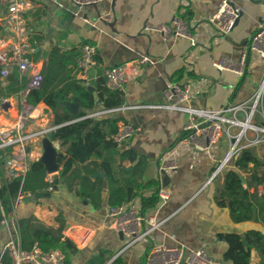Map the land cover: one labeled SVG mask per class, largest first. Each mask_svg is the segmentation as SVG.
Listing matches in <instances>:
<instances>
[{
	"label": "crops",
	"instance_id": "1",
	"mask_svg": "<svg viewBox=\"0 0 264 264\" xmlns=\"http://www.w3.org/2000/svg\"><path fill=\"white\" fill-rule=\"evenodd\" d=\"M27 1L29 8L24 15V24L30 31L29 39L34 48L32 58L42 71L55 47L63 51L79 48L81 52L85 43L96 46V64L88 72L89 86H84L96 97L95 114L104 110L97 96L99 87L104 85L105 70L126 65L128 76L122 88L121 106L112 113L93 118L118 117L120 121L139 128L132 138L120 144V148L132 149L145 156L148 162L144 179H159L169 189L170 198L148 210L156 222H162L151 232L148 241L141 240L128 247L127 239L113 227L107 184L103 188L101 207L95 209L70 193L64 180L59 178L55 190L37 196L22 195L15 208L13 225H16L19 214H33L48 225H56V218L62 215L65 219L63 233L73 242L83 227L90 228L91 239L84 247H77L78 251L71 256V264H87L101 251L104 252V264H110L117 257L122 258L123 264H145L154 245L180 247L185 250V255L190 250L203 248L213 264H231L224 259L227 243L223 234L236 232L243 235L250 229L264 231V227L255 221L233 222L228 207L217 203L222 176L208 186L205 183L215 166L211 153L215 158L221 157L227 148L226 141L205 150L181 144L185 136L186 115L163 107L167 103L165 88L169 83H189L192 104L208 109L248 99L264 76V60L249 53L245 75L219 70L214 61L227 56L235 63L242 52L249 50L256 31L262 29L264 37V0H234L241 6V13L232 31L224 38L217 34L215 24L210 22L220 0H104L98 5L83 7L70 0ZM5 15L6 5L0 1V21ZM175 16L183 17L190 24L198 42L195 47L189 38L172 35L164 40L160 33L144 29L149 24L169 22ZM144 56L152 63H140ZM72 67H63L61 78L67 76ZM72 75L79 82L77 66H74ZM55 84L63 83L56 79ZM69 102L78 106L76 113L87 112L80 103ZM42 103L46 113L26 122V129L53 125L54 112ZM5 104L9 106L3 107V124L18 123L15 102ZM60 105L69 110L63 103ZM43 139L38 143L42 152ZM256 151L263 154L264 147ZM59 152L64 155L61 148ZM173 154L178 158V168L161 172L162 161ZM118 165L127 163L119 162ZM259 191L264 193V185ZM25 196L30 199L26 201ZM5 203L9 204L8 201ZM9 237V231L1 226L0 255ZM251 260L255 264L259 261L255 249L251 251ZM182 264L187 263L183 260Z\"/></svg>",
	"mask_w": 264,
	"mask_h": 264
},
{
	"label": "built area",
	"instance_id": "2",
	"mask_svg": "<svg viewBox=\"0 0 264 264\" xmlns=\"http://www.w3.org/2000/svg\"><path fill=\"white\" fill-rule=\"evenodd\" d=\"M6 5V15L1 19L2 29L0 31V78L6 83L7 79L16 75L20 88L12 97L0 98V149L7 150L4 167L11 177L23 178L34 161H39L42 156L39 141L53 133L57 125L46 126L40 129L28 130L25 123L35 120L45 112L42 102L31 104L28 100L29 93L42 85L43 71L38 62L33 60L34 48L30 42V31L24 24V15L29 8L27 0H0ZM79 7L87 5H98L104 0H70ZM241 13V6L234 0H220L217 11L210 18L215 24L216 32L224 38L232 31ZM109 18V17H106ZM146 31H155L162 35L164 40L170 36L189 38L191 45L195 47L198 42L193 37L190 24L181 16H175L169 22L156 25H146ZM249 53L264 60V37L263 30L256 31L250 42L249 50L240 54L239 60L233 62L227 56H222L214 61V66L219 70H232L239 75H245ZM96 46L85 43L81 47L78 58L79 82L88 87V72L96 64ZM140 63H152L150 58H140ZM126 65H117L107 68L104 72V85L111 89H122L127 81ZM167 103L166 109L180 111L186 115L183 127L185 133L181 144L192 145L195 149L205 150L212 145L226 141V151L221 157L215 159V166L208 176L205 186L215 182L223 176L225 170L231 166L243 150L249 148L264 147V76L257 85L254 93L241 102L230 101L218 109H208L192 104V88L189 83H169L165 88ZM16 104L19 122L14 125L5 126L2 121L4 104ZM118 108L104 109L101 112L89 116L106 115L116 111ZM138 127L124 121L118 123V130L111 139L118 144L132 138ZM53 146L60 151L58 140L51 139ZM178 158L173 154L165 158L160 171L167 172L178 168ZM53 183L52 174L47 178ZM1 186V181H0ZM52 186L48 188L49 191ZM158 207L170 198L167 186L160 183L158 188ZM22 200L19 196L10 206L8 211L1 207L3 218L1 226L6 228L10 237L3 247L7 252L12 264H67V256L61 249L43 251L36 244L30 250L23 249L20 245L16 225H13L15 208ZM109 213L113 217L114 229L122 233L127 239L126 247L138 241H148L150 234L162 222H156L141 207L139 200L130 201L118 207H109ZM92 237V230L83 227L74 237L77 247H84ZM213 264L203 248L190 250L185 255V250L180 247L166 245H154L147 254L145 264Z\"/></svg>",
	"mask_w": 264,
	"mask_h": 264
},
{
	"label": "trees",
	"instance_id": "3",
	"mask_svg": "<svg viewBox=\"0 0 264 264\" xmlns=\"http://www.w3.org/2000/svg\"><path fill=\"white\" fill-rule=\"evenodd\" d=\"M79 56V48L68 51L53 48L43 71L41 87L28 95L31 104L44 102L54 112L53 125L58 127L52 139L59 141L64 153L63 157L58 158L59 178L64 180L70 193L95 209L101 207L103 188L107 184L109 207L139 200L144 211L151 210L158 205L161 182L159 179H144L148 162L145 156L132 149L121 150L120 144L111 139L118 130L120 118L104 116L94 120L93 116H89L97 112L96 97L72 75ZM71 65L73 67L68 69V75L61 78L63 67ZM56 79L63 84L53 85ZM67 79L69 81L66 82ZM18 89L16 75L10 76L6 83L0 78V97L13 95ZM97 97L104 109H113L121 106L123 90L103 85L99 87ZM64 101L78 102L87 112L71 113L60 105ZM8 152L9 149H0V222L3 218L1 207L8 211L9 205L21 195L37 196L49 192L50 186L54 188V184L47 179L45 165L40 161L32 162L23 178L11 177L4 167ZM119 162L128 166H119ZM231 165L222 176L217 203L221 207H228L233 222L255 221L264 227V193L259 191V187L264 185V153L258 154L255 148L245 149ZM64 227L62 215L56 218V225H48L33 214H19L16 221L17 235L23 249L30 250L35 244L43 251L61 249L67 256V264H71V256L78 248L64 235ZM223 239L227 243L224 252L226 261L251 264V251L255 249L259 255L257 264H264V231L261 229H250L243 235L228 232L223 234ZM102 255L103 251L87 264H104ZM0 264H12L7 252L0 255ZM110 264H123V260L117 257Z\"/></svg>",
	"mask_w": 264,
	"mask_h": 264
},
{
	"label": "water",
	"instance_id": "4",
	"mask_svg": "<svg viewBox=\"0 0 264 264\" xmlns=\"http://www.w3.org/2000/svg\"><path fill=\"white\" fill-rule=\"evenodd\" d=\"M64 105H66L70 111H73L74 114H77L78 106L71 104L69 101L61 102ZM60 103V104H61ZM5 108L8 107V104H4ZM52 135L53 133H49L47 137H45L44 140V151L39 159L41 163L45 165V168L48 172V174H52L53 178V184L54 188L53 190L57 189V185L59 183V164H58V158L63 157V154L56 150V148L52 144ZM102 175V173H100ZM95 176V175H94ZM30 196H25V200H29ZM122 234V233H120ZM255 264V263H251Z\"/></svg>",
	"mask_w": 264,
	"mask_h": 264
}]
</instances>
